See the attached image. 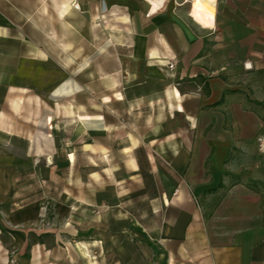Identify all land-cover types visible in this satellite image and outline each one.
Here are the masks:
<instances>
[{"label": "crops", "instance_id": "0c3cea01", "mask_svg": "<svg viewBox=\"0 0 264 264\" xmlns=\"http://www.w3.org/2000/svg\"><path fill=\"white\" fill-rule=\"evenodd\" d=\"M194 2L0 0V264H264V0Z\"/></svg>", "mask_w": 264, "mask_h": 264}, {"label": "rangeland", "instance_id": "374dc122", "mask_svg": "<svg viewBox=\"0 0 264 264\" xmlns=\"http://www.w3.org/2000/svg\"><path fill=\"white\" fill-rule=\"evenodd\" d=\"M88 212V211H83ZM108 212H115L110 210ZM127 212H140L138 211H129ZM87 214V213H86ZM93 218H87L86 223H83V227L88 230L83 233V237L89 239H99L102 241L103 245L107 243L109 238L117 237L123 229H128L125 221L119 219L115 220L113 217H106L104 220H101L99 223H93ZM89 223V225H87ZM90 226V229H87Z\"/></svg>", "mask_w": 264, "mask_h": 264}, {"label": "built area", "instance_id": "2783aa9c", "mask_svg": "<svg viewBox=\"0 0 264 264\" xmlns=\"http://www.w3.org/2000/svg\"><path fill=\"white\" fill-rule=\"evenodd\" d=\"M75 9H77V6H74ZM175 67V62L174 61H170L167 68L169 70H173ZM257 142V147L259 151H263L264 150V136L260 135L257 137L256 139ZM9 264H15V256L13 253H11V258L9 260Z\"/></svg>", "mask_w": 264, "mask_h": 264}, {"label": "bare ground", "instance_id": "6f19581e", "mask_svg": "<svg viewBox=\"0 0 264 264\" xmlns=\"http://www.w3.org/2000/svg\"><path fill=\"white\" fill-rule=\"evenodd\" d=\"M194 1L199 4V15H198V18L200 20H204V18H207V16H209L211 14V11L204 6L206 4H204L203 1L204 2H208L210 4V3H213L215 0H194Z\"/></svg>", "mask_w": 264, "mask_h": 264}]
</instances>
